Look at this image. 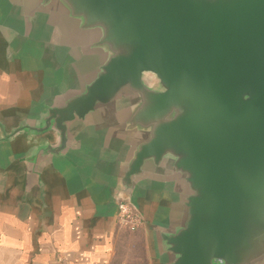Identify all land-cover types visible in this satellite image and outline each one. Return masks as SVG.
<instances>
[{
  "label": "water",
  "instance_id": "water-1",
  "mask_svg": "<svg viewBox=\"0 0 264 264\" xmlns=\"http://www.w3.org/2000/svg\"><path fill=\"white\" fill-rule=\"evenodd\" d=\"M75 72L35 118L0 140L99 119L118 156L113 201L142 214L137 187L169 182L175 219L151 225L161 264H264V0H14ZM61 50V52L59 51Z\"/></svg>",
  "mask_w": 264,
  "mask_h": 264
},
{
  "label": "crops",
  "instance_id": "crops-1",
  "mask_svg": "<svg viewBox=\"0 0 264 264\" xmlns=\"http://www.w3.org/2000/svg\"><path fill=\"white\" fill-rule=\"evenodd\" d=\"M61 52V50H59ZM76 75L46 34H28L14 0H0V136L20 120L35 118ZM102 124H75L61 155L34 169L32 155L56 142L49 132L0 140V264H112L123 226L113 201L118 156L105 152ZM150 264H161L151 225H169L178 193L169 182L144 179L137 187Z\"/></svg>",
  "mask_w": 264,
  "mask_h": 264
},
{
  "label": "rangeland",
  "instance_id": "rangeland-1",
  "mask_svg": "<svg viewBox=\"0 0 264 264\" xmlns=\"http://www.w3.org/2000/svg\"><path fill=\"white\" fill-rule=\"evenodd\" d=\"M141 226L135 230L123 226L116 239L112 264H150L145 232L137 231Z\"/></svg>",
  "mask_w": 264,
  "mask_h": 264
},
{
  "label": "built area",
  "instance_id": "built-area-1",
  "mask_svg": "<svg viewBox=\"0 0 264 264\" xmlns=\"http://www.w3.org/2000/svg\"><path fill=\"white\" fill-rule=\"evenodd\" d=\"M118 222L132 230L144 223L143 214L127 199L120 198L118 204Z\"/></svg>",
  "mask_w": 264,
  "mask_h": 264
}]
</instances>
